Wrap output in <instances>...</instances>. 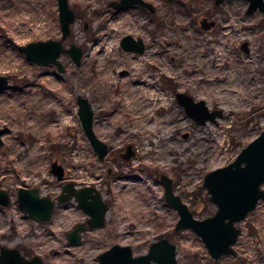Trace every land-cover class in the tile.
<instances>
[{"label": "rangeland", "instance_id": "1", "mask_svg": "<svg viewBox=\"0 0 264 264\" xmlns=\"http://www.w3.org/2000/svg\"><path fill=\"white\" fill-rule=\"evenodd\" d=\"M110 1L66 0L73 22L61 41L55 0H0V76L7 79L0 89V190L8 197L0 206V247L37 256L41 264H99L97 256L114 244L139 256L164 237L175 245L178 264H264L263 201L237 224L234 256L214 260L194 233L175 230L178 214L165 202L159 180L163 175L172 181L194 218L215 213L202 188L204 176L231 163L264 129V14L247 16L246 0H145L154 13L138 7L115 11ZM202 17L216 26L200 29ZM125 35L144 42L142 55L122 51ZM45 40L79 48L78 65L60 54L59 73L27 62L18 51ZM242 42L248 55L239 49ZM132 57L140 60L136 75ZM142 79L166 98L163 107L155 109L161 99L155 100L143 115L131 103L151 92L143 85L133 91ZM176 93L204 101L222 117L197 125ZM77 96L87 100L91 128L109 149L102 161L80 128ZM127 145L135 155L124 162L119 153ZM54 162L63 170L62 181L50 173ZM107 167L113 170L109 178ZM65 183L98 190L109 206L102 229L85 227L87 217L74 200L55 202ZM18 188L54 202L48 221L27 218L16 201ZM77 224L84 230L72 246L65 234Z\"/></svg>", "mask_w": 264, "mask_h": 264}, {"label": "water", "instance_id": "2", "mask_svg": "<svg viewBox=\"0 0 264 264\" xmlns=\"http://www.w3.org/2000/svg\"><path fill=\"white\" fill-rule=\"evenodd\" d=\"M173 0H168L172 2ZM223 0H215L219 5ZM246 15L251 16L257 11L264 13V0H246ZM60 27V40L63 41L69 34V26L73 22V14L68 9L66 0H55ZM137 5L150 11L153 8L144 0H120L119 3L111 2L110 7L116 11L124 6ZM215 26L214 21L205 18L200 20L202 30H210ZM45 40L28 43L18 47V51L25 60L40 67L54 66L57 72H62V67L57 61L60 54H66L75 65H78L81 50L73 45L67 48L61 46V41ZM120 48L125 52L142 54L145 44L141 39H133L125 36L120 40ZM240 50L249 54L247 42L240 44ZM7 84V79L0 76V89ZM175 99L183 108L186 116L197 125H205L207 122L215 123L222 117L221 110H209L204 101L195 102L190 96L176 93ZM77 105V117L85 139L94 151L97 158L102 161L107 154V145L96 138L93 128V112H91L87 100L79 96L75 99ZM0 130V138L2 136ZM1 143V140H0ZM133 156L131 147L123 156L128 161ZM50 173L56 181L64 178L63 170L55 162L50 164ZM164 187V200L178 214L175 230H189L194 233L204 244L209 256L214 260L222 257L234 256L233 246L240 235L236 227L251 213L258 202H264V129L261 133L243 147L236 158L228 165L208 172L202 182V188L206 190L209 201L214 204L216 211L212 216L202 220L193 217L178 196L174 194L172 182L169 178L161 176ZM16 201L20 208L31 220L37 222L47 221L50 217L53 203L45 197H37L32 189L18 188L15 191ZM74 198L77 207L85 214L87 228L101 229L104 226V217L108 206L100 197L95 187L86 186L75 189L72 184L65 183L61 186L60 194L56 201L63 203ZM8 197L5 191L0 190V206L5 207ZM83 230L78 225L66 234L68 242L72 246L79 244L77 234ZM176 247L167 238H160L152 242L146 254L135 256L128 246L112 245L102 252L97 260L99 264H178L176 259ZM0 264H40L37 257L30 261L23 260L15 250L0 248Z\"/></svg>", "mask_w": 264, "mask_h": 264}, {"label": "flooded vegetation", "instance_id": "3", "mask_svg": "<svg viewBox=\"0 0 264 264\" xmlns=\"http://www.w3.org/2000/svg\"><path fill=\"white\" fill-rule=\"evenodd\" d=\"M145 1V0H144ZM111 2H116V3H119L120 2V0H112V1H110L109 3H108V6H109V4L111 3ZM146 2V1H145ZM167 2H168V0H167ZM172 2H174V0L172 1ZM172 2H169V3H172ZM148 4H150L149 2H147ZM151 5V4H150ZM214 5H215V0H214ZM152 6V5H151ZM110 7V6H109ZM127 7H138V8H142V9H145V10H147V11H149L150 13H154L155 12V9H154V7L152 6V8H153V11H150L149 9H146V8H143V7H140V6H137V5H129V6H124L121 10H123V9H125V8H127ZM110 8H112V7H110ZM113 9V8H112ZM115 10V9H114ZM246 10H247V8H246ZM116 11V10H115ZM189 9H188V11H187V13H189ZM257 12H259V11H257ZM256 12V13H257ZM246 13V12H245ZM260 13V12H259ZM255 14V13H254ZM264 14V13H263ZM203 18H205V19H207V20H209L208 18H206V17H202L201 19H203ZM200 19V20H201ZM200 20H199V27H200ZM209 21H213V20H209ZM215 26H216V23H215ZM214 26V27H215ZM213 27V28H214ZM212 28V29H213ZM201 29V28H200ZM212 29H210V30H212ZM210 30H207V31H210ZM204 31H206V30H204ZM125 36H130V35H125ZM125 36H123V37H125ZM122 37V38H123ZM130 37H132V36H130ZM121 38V39H122ZM133 38V37H132ZM134 39V38H133ZM138 39H140V38H138ZM240 49V48H239ZM123 51V50H122ZM144 51H145V49H144ZM125 52V51H124ZM129 53H134V52H129ZM144 53V52H143ZM142 53V54H143ZM134 54H136V55H142V54H137V53H134ZM156 72L154 71V73L151 71L150 72V77H152L153 78V76H154V74H155ZM75 99H76V97H75ZM195 102H197V101H195ZM76 103V102H75ZM77 106V105H76ZM180 106V105H179ZM128 146H130V145H127L126 147H125V150H124V152H121V153H119V156H120V158L124 161V162H128V161H130V159L131 158H133L134 157V155H135V152H134V150H133V148L131 147V151H132V153H133V156L128 160V161H125L124 160V158H123V156L126 154V152H127V147ZM107 149H108V147H107ZM108 152H109V149H108V151H107V154H108ZM106 154V155H107ZM112 169L110 168V167H107L106 168V175H105V177L106 178H109V176H110V174L112 173ZM162 176V175H161ZM161 176H160V178H161ZM160 178H159V180H160ZM161 182V181H160ZM172 182V181H171ZM163 185V184H162ZM74 188H75V186H73ZM86 187V186H85ZM91 187H94V186H91ZM82 188V187H81ZM164 188V187H163ZM172 188H173V184H172ZM75 189H79V188H75ZM97 190V189H96ZM98 191V190H97ZM99 193V192H98ZM37 194V193H36ZM59 194H60V191H59ZM58 194V195H59ZM100 194V193H99ZM57 195V196H58ZM57 196H56V198H57ZM37 197H39V198H41L38 194H37ZM100 197H101V195H100ZM45 198H47V197H45ZM56 198H55V202H57L56 201ZM47 199H49V198H47ZM102 199V198H101ZM50 200V199H49ZM69 200H74L75 201V199L72 197L71 199H69ZM69 200H67V201H69ZM52 203H53V207H54V202L52 201V200H50ZM67 201H65V202H67ZM103 201V200H102ZM104 202V201H103ZM58 203V202H57ZM64 203V202H63ZM75 203H76V201H75ZM104 203H106V202H104ZM59 204H61V203H59ZM185 204V203H184ZM107 206H108V204H107ZM53 207H52V210H51V214H52V211H53ZM76 207H77V203H76ZM78 208V207H77ZM79 209V208H78ZM108 210H109V206H108ZM108 212V211H107ZM107 212H106V214H105V217H104V226H105V220H106V215H107ZM51 214H50V217H51ZM26 215V214H25ZM85 215V214H84ZM27 216V215H26ZM50 217H49V219H50ZM87 217V216H86ZM28 218V217H27ZM29 219V218H28ZM48 219V220H49ZM87 219H88V217H87ZM87 219L85 220V227L87 228V225H86V221H87ZM31 220V219H30ZM47 220V221H48ZM33 221H35V220H33ZM35 222H37V221H35ZM44 222H46V221H44ZM78 225H80V226H82V228L84 227L82 224H77V225H75L73 228H75L76 226H78ZM103 226V227H104ZM236 227H237V225H236ZM72 228V229H73ZM72 229L69 231V232H71L72 231ZM87 229H89V228H87ZM102 229V228H101ZM83 230H84V228H83ZM82 230V231H83ZM81 231V232H82ZM81 232H79L78 234H77V236H78V241H79V234L81 233ZM68 233V232H67ZM66 233V234H67ZM66 234H65V238H66V240H67V243L69 244V242H68V239H67V236H66ZM70 245V244H69ZM0 248H2V247H0ZM4 248V247H3ZM5 249H9V250H15L17 253H18V255L23 259V260H25V261H30L33 257H37V256H31V257H25L23 254H22V251H20V250H17V249H15V248H5ZM99 256V255H98ZM97 256V257H98ZM39 259V258H38ZM39 262H40V260H39ZM40 264H41V262H40Z\"/></svg>", "mask_w": 264, "mask_h": 264}, {"label": "bare ground", "instance_id": "4", "mask_svg": "<svg viewBox=\"0 0 264 264\" xmlns=\"http://www.w3.org/2000/svg\"><path fill=\"white\" fill-rule=\"evenodd\" d=\"M108 52V51H107ZM103 54L104 55H106L105 53H104V51H103ZM110 54V53H109ZM101 55H102V53H101ZM132 60H133V62L135 63V68L132 70V74L133 75H136V71H140V69H141V67H140V64L139 65H137L138 63H139V61L140 60H137L135 57H132ZM137 63V64H136ZM152 84V81H150V82H145L143 79L141 80V81H139V82H137V83H135V89H133V91L134 90H137V88H139V87H141L140 85H143L144 87H148L150 90H151V92H149V93H147L145 96H146V100H144V99H137L136 98V100L134 99V100H132L131 101V103H132V105H133V107H135V108H137L141 113L142 112H145V113H148L149 111H150V109H151V106H154V104L156 105V103H155V100H158V99H161V102H159L160 104L159 105H157V107L155 108V109H159V108H161V107H163L165 104H166V98L164 97V95L162 96V97H164V98H162V97H159V96H156L155 94H154V92H153V86L151 85ZM142 89V88H141ZM145 92V91H144ZM144 96V97H145ZM129 101V100H128ZM154 103V104H153ZM158 104V103H157ZM131 106V105H130ZM132 107V106H131ZM130 107V108H131ZM142 115H143V113H142ZM145 116V115H144ZM143 118V117H142ZM150 116H148V117H146V119L142 122V124L145 122V121H150ZM157 121V120H156ZM139 123V122H138ZM154 124V123H153ZM138 125V124H137ZM154 127V126H153ZM145 128V127H144ZM150 129H152V128H150ZM153 130V129H152ZM147 131H149L148 129H147ZM32 155V154H31ZM31 157V156H30ZM28 160V159H27Z\"/></svg>", "mask_w": 264, "mask_h": 264}]
</instances>
